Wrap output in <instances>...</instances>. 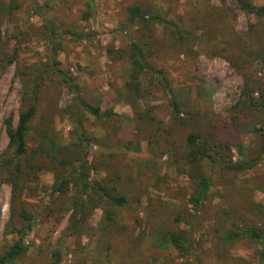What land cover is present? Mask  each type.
<instances>
[{"label":"rangeland","instance_id":"1","mask_svg":"<svg viewBox=\"0 0 264 264\" xmlns=\"http://www.w3.org/2000/svg\"><path fill=\"white\" fill-rule=\"evenodd\" d=\"M17 4L11 21L4 22L1 29L9 51L18 47V59L0 78V156L8 145L4 120L11 116L15 126L21 109L22 85L17 69L36 67L46 61L48 46L42 25L48 21L58 28V36L62 37L63 49L57 52L56 60L78 90L70 91L58 76L45 81L42 107L29 132V146L43 156L76 149L77 125L65 111L77 95L98 106L103 113H114L113 120L106 124L110 126L108 135L113 139L111 147L91 144L89 160L97 155H119L123 181L128 178L131 181L126 185L129 203L117 208L118 223L126 230L107 231L102 236L104 241H100L103 211L95 208L88 219L89 231L81 237L84 253H80L75 237L67 231L72 192L64 200L68 211L60 214L57 204L51 206L56 198L51 191L53 173H39V185L45 190H39L27 200L33 221L22 238L26 256L23 261L9 264H79L84 257L87 264H100V251L107 241L112 245V263L121 264L124 241L131 235L139 239V255L147 260L142 258L144 264H260L262 247L259 244L246 239L230 242L226 239V229L238 233L249 229V224L235 222L233 226L231 220L245 217L247 221L264 222V194L255 188V178L264 175V155L258 160L264 115L238 104L244 98L245 76L264 84V52L258 50L257 43L260 40L248 39L251 26L260 23L257 17L241 12L236 0H35L41 14L33 11L31 0H17ZM252 4L258 7L264 1L252 0ZM135 6H149L175 24L206 23V31L208 23L217 27L225 15L228 30L222 34L223 39L219 31L213 34L210 30V35H216L219 41L235 38L243 46L253 44L250 48L257 54L241 68L233 64L238 59L230 52L222 55H229L232 63L224 56L208 57L207 51L214 53L207 42L210 35L203 38L200 30L194 32L196 39L188 36V52L181 53L172 49L163 30L156 27L155 37L166 40L167 48L153 54L149 62L164 71L170 88L176 91L174 98L180 118H175L171 97L154 87V81L147 74L141 76V81L151 88V94L133 104L127 103L125 66L120 61H111L107 51L110 48L126 50L136 39L137 26L121 30L129 23V9ZM69 32L80 37L72 38ZM216 46L220 44L216 42ZM215 60L223 62L227 69L223 76L215 69L209 71L206 61ZM252 96L259 100L256 92ZM138 114L146 116L147 128L137 122ZM208 115L224 127V135L229 131L225 136L233 143L232 161L250 168L233 175L215 169L205 201L195 208L190 202L196 195L195 181L189 176L187 166L180 167L181 170L173 162V153L165 148L164 139L171 137L177 146L186 144L189 133L199 130L196 122H203ZM83 129L91 137L106 139L107 131L102 123L89 114L83 121ZM150 129L157 135L151 137L152 142L139 140L142 131L149 133ZM106 178L103 172L90 173V180L104 182ZM138 188L143 192L136 201ZM10 198V185L0 181V256L18 239L16 235L4 233L10 218ZM49 206L51 216H47ZM14 227L20 229L18 224ZM156 229L186 238L190 234L189 251L182 254L171 243L162 242Z\"/></svg>","mask_w":264,"mask_h":264},{"label":"trees","instance_id":"2","mask_svg":"<svg viewBox=\"0 0 264 264\" xmlns=\"http://www.w3.org/2000/svg\"><path fill=\"white\" fill-rule=\"evenodd\" d=\"M31 2L33 11L41 14L35 6V0H31ZM236 2L241 12L247 15L253 14L260 21V23L251 26L248 39L252 41L253 39H259L260 41L257 42L260 44L258 50L264 52V23H262L264 22V4L257 7L252 4V0H236ZM17 8V0H10L9 3H6L5 0H0V78L10 65L17 63L18 59V47H15L13 51H9L8 41L3 38L1 30L4 22L11 21ZM87 16L85 15V17ZM225 21L226 16L223 15L217 27H213V23H208L209 29L206 31V23L175 24L162 17L157 11H153L149 6L130 8L129 23L121 30L137 26L136 39L130 43L126 50L110 48L107 51L111 61H120L125 66L127 76V81L124 85V91L127 95L126 102L133 104L137 100L151 94V88L144 85L141 81V76L147 74L154 81V87H158L171 97L172 108L174 113H176L175 118L179 120V108L174 98L176 91L170 88L164 71L149 62V58L153 54L161 52L163 48H167L166 40L157 39L154 35V29L160 27L164 35H166V39L173 46L172 49L186 53L188 52L187 45L190 44L188 36L196 39L195 30H200L203 38L210 35V30L213 34L219 31L223 39L222 34L228 30V23H225ZM42 34L48 46L47 59L39 66L19 67L17 69L16 75L22 85L21 109L15 126H13V118L11 116L4 120L8 145L0 156V181L11 187L10 218L4 233L5 235H16L18 239L12 242L0 256V264H9L13 261H23L25 259L26 247L22 242V238L26 231L30 230L33 221V213L27 200L29 197L36 196L39 190H45L44 187L39 185V173L41 172H51L54 175V184L51 191L53 196L56 195V198L51 202V206L57 204L61 208L60 214L68 211L64 200L72 192L69 197L70 215L67 231L71 236L75 237L77 241L76 247L80 253H84L81 247V237L89 231L87 226L88 219L93 209L99 208L103 211L100 241H104L102 236L107 231L118 230V232H124L126 230L125 227L120 226L118 223L117 208L126 206L129 203V191H127L126 185L131 179L128 178L126 182L123 181L125 176L120 167L122 164L121 156L97 155L89 160L91 144L111 147L113 139L110 134L108 135L110 126L106 124H110L113 120L114 113L112 111L103 113L98 106L85 102L75 95L65 112L77 125L78 145H76V149L74 151L61 150L56 154L43 156L28 144L29 132L42 107L41 95L45 88V81L51 79V77L58 76L70 91L75 93L78 90V86L72 82V79L67 74L63 73L60 69V62L56 60L57 52L63 49L62 37L58 36V28L51 22L43 21ZM69 34L72 38L78 39L80 37L73 32H69ZM207 42L214 52L210 53L207 51L206 55L208 57L224 56L232 63L229 55H222V52H230L234 59H238L233 64L239 68L248 65L251 61V56L257 54L250 48L251 46L253 47V44L249 46L245 44L243 46L235 38H230V41H219L216 35H210ZM216 42L220 44V47L216 46ZM190 52L194 51L190 50ZM244 82V98L238 104L245 105L250 112L264 115V84L247 76L244 77ZM255 92L259 95V100L253 98L252 94ZM87 114L94 117L98 123H102V126L107 131L105 140L91 137L85 132L83 121ZM145 118L146 116L138 114L137 122L142 127L147 128L144 125L146 124ZM214 124L217 127H212ZM196 129L199 130L195 132L193 130L189 133L186 144L184 143L182 146H177L170 139L171 137L164 139L165 148H167L168 152L172 151L173 153V162L178 168L187 166L189 168V176L195 181L196 195L190 199L195 208L201 206L205 201L207 190L213 183V176L216 173L215 169H218L221 173L233 175L250 168L247 164L234 163L232 161L231 147L233 143L228 140V136H225L229 131L225 132L224 135V127L219 122L210 119L208 115L203 119V122H196ZM260 131L261 146L258 160L264 155V126ZM142 132L139 140L148 139L149 142H152L151 137L157 136L155 135L156 131L152 132L151 129L149 133L147 131ZM168 134L171 133L168 132ZM134 138L138 137L134 136ZM131 142L130 140L126 147L130 148ZM118 143H120V140ZM92 171L105 173L107 176L106 180L104 179V182L90 180ZM255 179V188L264 194V175H258ZM142 192V189L138 188L137 194L134 196L136 201H138ZM51 206H49L47 216H51ZM231 221L233 226H236L235 222L240 224L247 223L249 224V229L242 233L232 231L231 228L226 229L228 242L234 239H246L259 244L262 247L259 252V262L264 264V222L247 221L245 217H240L237 221ZM15 224H18L20 229L14 227ZM156 230L160 234L162 242L171 243L182 254L189 251L190 243L188 238H190V234L186 238L180 234L163 233L160 229ZM124 243L125 246L120 253L121 264H144L142 261L144 257L141 254L139 255L138 251L139 239L131 235L129 240L124 241ZM111 250V243L109 241L105 242L104 248L100 251L102 256L100 264H113L112 261L114 259ZM54 257L58 259L57 254ZM194 258L195 263H198L196 256ZM57 259L55 262H57ZM79 264H87L86 258L84 257Z\"/></svg>","mask_w":264,"mask_h":264},{"label":"clouds","instance_id":"3","mask_svg":"<svg viewBox=\"0 0 264 264\" xmlns=\"http://www.w3.org/2000/svg\"><path fill=\"white\" fill-rule=\"evenodd\" d=\"M206 63L209 65V71L215 69V71L221 76H223L227 72V69L224 67L223 62L219 60L206 61Z\"/></svg>","mask_w":264,"mask_h":264}]
</instances>
